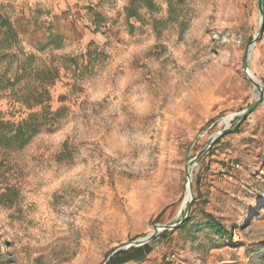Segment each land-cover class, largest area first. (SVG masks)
<instances>
[{
	"label": "rangeland",
	"instance_id": "rangeland-1",
	"mask_svg": "<svg viewBox=\"0 0 264 264\" xmlns=\"http://www.w3.org/2000/svg\"><path fill=\"white\" fill-rule=\"evenodd\" d=\"M262 3L0 0L18 34L0 44V78L15 82L0 91V120L50 113L23 148L0 145V196L13 201L0 203V264H104L179 223L188 170L186 226L124 264H264V98L196 158L259 97L248 51L264 97V31L251 46Z\"/></svg>",
	"mask_w": 264,
	"mask_h": 264
},
{
	"label": "trees",
	"instance_id": "trees-1",
	"mask_svg": "<svg viewBox=\"0 0 264 264\" xmlns=\"http://www.w3.org/2000/svg\"><path fill=\"white\" fill-rule=\"evenodd\" d=\"M127 12L129 17H134L137 13L132 9L128 8ZM0 27L4 29V35L0 42V44L7 43H15L17 42L18 34L11 22L5 18H0ZM52 39H58L59 43L63 41V37L61 35H57L54 33L50 34ZM2 57H6V54ZM1 58V57H0ZM15 82H12L10 79L3 82V79L0 78V91L6 90L10 87H13ZM45 96L46 97L45 99ZM49 99L48 92H43L34 97V106L42 105L45 101ZM28 107L32 108V105H28ZM49 111L43 110L41 113H34L29 116V118L21 123L13 124L10 122H4L0 120V145L11 146L15 148H23L29 141L41 130L44 128L46 122L48 121ZM230 133V132H228ZM225 135V134H224ZM222 135L215 144L224 136ZM14 190L9 189V193H12ZM195 202V199L193 203ZM0 203L4 205H8L13 203V201H9V195L3 194L0 196ZM192 203V204H193ZM192 206V205H191ZM189 221V217L181 224V227L186 226ZM210 225L216 229L218 232L222 234V236H229V233L221 224H219L215 219L210 218ZM150 252V243L146 244L142 247H132L128 251H121L117 253L108 264H124L129 261H142L145 259L147 254Z\"/></svg>",
	"mask_w": 264,
	"mask_h": 264
},
{
	"label": "water",
	"instance_id": "water-1",
	"mask_svg": "<svg viewBox=\"0 0 264 264\" xmlns=\"http://www.w3.org/2000/svg\"><path fill=\"white\" fill-rule=\"evenodd\" d=\"M258 3V8L260 10L261 13H263V3L262 0H257ZM264 31V25L261 26L260 31L258 32V34L253 38L251 46L253 47L258 39L261 37L262 33ZM248 56H249V51L247 52L245 59H244V63H243V69L246 73L249 74L250 70L248 67ZM250 76H251V83L255 86V88L258 90L259 92V97L258 99L251 104L248 108H246L244 111H242L239 115H238V120L231 126V127H227L224 130L220 131L217 135H215L211 141L209 142L207 148L201 153L199 154L196 158H199L201 155L204 154V152L210 148L216 141L217 139H219L222 135H224L226 132L232 130L233 128H235L239 123H241L244 119H246L250 114H252L255 109L263 102V89H262V85L260 82L256 81L254 79V77L251 75L250 72ZM193 162V160L189 163V165ZM187 192L186 194H189L191 196L190 201H185L184 205H183V210H184V216L183 218L179 221V223H175L173 225H161V224H156L154 226L153 232L148 234L145 238H140V239H136L134 241L129 242L128 244H124L121 246L116 247L107 257L106 261L104 264H108L109 261L119 252L121 251H128L129 249H131L132 247H142L146 244L151 243L153 240H155L159 234L161 232H163L164 230H174L176 229L178 226H180L186 219L188 216V213L190 211L191 205L194 201V192L191 186V181H190V171L188 170L187 172ZM187 196V195H186Z\"/></svg>",
	"mask_w": 264,
	"mask_h": 264
},
{
	"label": "bare ground",
	"instance_id": "bare-ground-1",
	"mask_svg": "<svg viewBox=\"0 0 264 264\" xmlns=\"http://www.w3.org/2000/svg\"><path fill=\"white\" fill-rule=\"evenodd\" d=\"M245 74H246V76H247V78H248L249 80L252 79L251 76H250V72H249V74L245 72ZM251 75L254 77V79H255L256 81H258V79H257L252 73H251ZM258 82H259V81H258ZM232 120H233V116L231 115V116H228L227 118H225V119L223 120V121H224L223 123H225V125H226V124L229 125V123H230ZM190 199H191V196H190L189 194H187L185 201H187V203H188V201H190Z\"/></svg>",
	"mask_w": 264,
	"mask_h": 264
}]
</instances>
